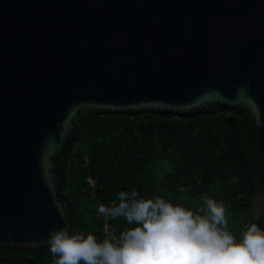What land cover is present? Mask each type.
I'll list each match as a JSON object with an SVG mask.
<instances>
[{
    "label": "water",
    "instance_id": "water-1",
    "mask_svg": "<svg viewBox=\"0 0 264 264\" xmlns=\"http://www.w3.org/2000/svg\"><path fill=\"white\" fill-rule=\"evenodd\" d=\"M78 110L235 113L264 163V0H0V251L50 253L49 232L71 231Z\"/></svg>",
    "mask_w": 264,
    "mask_h": 264
},
{
    "label": "trees",
    "instance_id": "trees-1",
    "mask_svg": "<svg viewBox=\"0 0 264 264\" xmlns=\"http://www.w3.org/2000/svg\"><path fill=\"white\" fill-rule=\"evenodd\" d=\"M73 124L80 137L62 192L72 207V232L94 234L99 242L118 238L132 225L98 208L118 205L119 192L133 189L139 198L159 196L194 211L205 195L223 202L237 240L253 223L264 230V218L250 214V195L263 185L264 163L240 115L174 120L149 114L94 117L78 110ZM54 259L46 252L0 251V264H54Z\"/></svg>",
    "mask_w": 264,
    "mask_h": 264
},
{
    "label": "clouds",
    "instance_id": "clouds-1",
    "mask_svg": "<svg viewBox=\"0 0 264 264\" xmlns=\"http://www.w3.org/2000/svg\"><path fill=\"white\" fill-rule=\"evenodd\" d=\"M118 199L98 211L132 227L102 242L68 227L51 230L43 243L54 264H264V230L253 223L237 240L223 202L205 195L194 211L159 196L139 198L135 189Z\"/></svg>",
    "mask_w": 264,
    "mask_h": 264
}]
</instances>
